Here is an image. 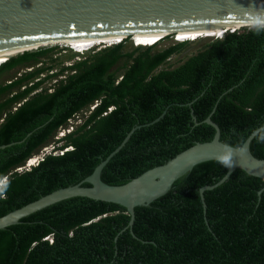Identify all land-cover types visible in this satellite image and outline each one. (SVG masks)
Masks as SVG:
<instances>
[{
    "label": "trees",
    "instance_id": "trees-1",
    "mask_svg": "<svg viewBox=\"0 0 264 264\" xmlns=\"http://www.w3.org/2000/svg\"><path fill=\"white\" fill-rule=\"evenodd\" d=\"M169 37L124 52L126 38L44 79L39 75L48 68L37 67L0 85V96H8L0 102V116L7 112L0 146L12 144L0 149V180L6 178L8 186L0 196V217L81 182L137 126L103 168L104 183L122 185L196 142L212 140L214 129L204 122L212 111L221 141L234 146L264 124V33L247 28L226 32L179 66L162 69L185 46L178 42L153 52ZM54 47L5 60L0 74L40 64ZM64 71L70 73L38 91L45 80ZM16 87L24 89L17 92ZM86 111L80 125L57 139L63 143L55 149L62 154L46 155L29 170L15 171ZM250 151L264 159V144L256 139ZM225 173L216 161L201 163L167 194L136 207L135 237L126 228L129 215L119 205L82 197L58 202L0 230V264H264L263 180L235 170L204 192L203 210L199 189Z\"/></svg>",
    "mask_w": 264,
    "mask_h": 264
},
{
    "label": "water",
    "instance_id": "water-1",
    "mask_svg": "<svg viewBox=\"0 0 264 264\" xmlns=\"http://www.w3.org/2000/svg\"><path fill=\"white\" fill-rule=\"evenodd\" d=\"M250 6L264 9V0H0V47H7L29 39L27 42L41 43L29 49L19 50L10 55L7 60L27 51L51 46L55 40L65 37L71 31H87L100 28L108 31L122 30V36L116 41L130 38L132 41L137 26L148 21L161 22L159 28L161 37L174 36L180 27L175 24L185 19L196 18L211 20L225 19L228 26L221 27L217 38L223 33L243 29L240 23L241 14ZM187 22V21H186ZM129 29H126V27ZM109 27V28H106ZM204 29L206 25L197 24L194 27L186 25L184 29ZM75 36V35H70ZM35 38V39H30ZM57 40V41H58ZM115 42V41H111ZM111 42L102 44L110 45ZM59 43V42H53ZM21 51V52H20ZM6 60V61H7ZM213 111L206 117L205 123L214 129L212 140L196 142L194 145L176 154L162 165L155 166L129 180L122 185H109L101 180V172L110 159L124 146L137 126L133 128L122 143L101 161L93 172L81 182L59 188L37 200L25 204L0 217V230L20 223L21 219L38 212L58 202L82 197L93 201H102L119 205L126 209L129 221L126 228L133 237L132 225L135 219V208L150 205L156 199L164 196L172 188L175 181L183 177L195 166L216 161L215 157L224 142L221 141V128L211 119ZM194 114V112L192 113ZM196 117L193 118L197 124ZM155 119L152 124L158 121ZM252 134V133H251ZM243 142L246 150L235 155V164L226 168L225 175L213 185H205L199 189V196L205 211L204 192L212 190L224 183L235 170H242L247 175L264 181V159L256 158L250 151L254 138L252 135ZM30 134H28L29 136ZM9 145H2L4 149ZM84 184H88L84 185ZM264 190V187L259 194ZM207 224V222H206ZM208 225V224H207Z\"/></svg>",
    "mask_w": 264,
    "mask_h": 264
},
{
    "label": "rangeland",
    "instance_id": "rangeland-1",
    "mask_svg": "<svg viewBox=\"0 0 264 264\" xmlns=\"http://www.w3.org/2000/svg\"><path fill=\"white\" fill-rule=\"evenodd\" d=\"M213 30L214 29H209V32L208 31H205V32L196 31L195 33H187V34L180 33V34L174 35L172 37H169L159 42L157 45L154 46L153 52L161 51L178 42H185L184 43L185 46L183 50L179 52L178 54H173L161 68L162 69L175 68L179 66L181 63H183V61H185L188 57L195 55L200 50L204 49V46H205L204 44L207 41H209V39H212L210 37L218 36V34H216ZM219 30L220 29L217 28V31ZM223 34L220 37H222ZM120 36L122 35L116 34L114 32L112 33L110 32L108 33V35L95 37L89 40L81 41V40L71 39L70 41L66 40V41L57 43L58 45H51L49 47H52V46H56V47H54V49L50 51V53H48L45 57L41 58L42 62L40 64H36L30 68L18 67V68L12 69L11 71L1 73L0 74V85L6 84L8 80H12L11 79L12 76L16 75L17 78L22 77L25 73H29L33 71L34 69H36L37 67L38 68L39 67L48 68L42 74L39 75V78L44 79L45 76L52 74V73H58L60 72L61 69L67 67L68 65H71L75 62L83 60L84 58L91 57L95 52L108 46L107 44H102V43H105L108 41L109 42L115 41V42L110 43V44H115L116 42L120 40L119 39L118 41H116L115 39H118ZM206 36H210V37H206ZM162 38L163 37H161V34L145 35L142 33V34L135 35L134 38L132 39L133 41H136L135 44L142 45L143 46L142 48H146L148 44H152L153 42L159 41ZM133 41L130 39L127 42V44L125 45L123 49L124 52H130L132 47L133 46L135 47ZM52 44H55V43H52ZM87 48L89 50L85 52V49ZM19 50L22 51V49L7 51L6 54L3 55L5 56V59L0 60V64L4 62L5 60H7L10 55L17 53ZM79 51H81V53H78ZM122 63L123 62H121L120 64ZM68 73H70V71H67V72L64 71L58 76L45 80L39 86L38 91L41 88L44 90V89H48L52 87V85L54 84V81L56 82V80L63 79L65 76L68 75ZM21 89L22 88L20 87H16L14 88V91L18 92ZM7 97L8 96L6 95L0 96V101L3 99H6ZM19 102H22V101H19ZM91 108H93V106ZM87 115H88V111H86L85 114H81V115H78L72 118L71 121L68 123L67 127L58 130V132L54 135L52 141L48 145L43 147L37 154L33 155L31 159H37L38 157L42 155L43 152H46L49 150H50L49 152H51L52 154L53 153L60 154L61 150H57L55 149V147L62 145L63 142H58L57 139L59 138L62 139V137L65 134H67L69 130H71L70 126L75 127L76 125H80ZM34 162L35 160H33V164Z\"/></svg>",
    "mask_w": 264,
    "mask_h": 264
},
{
    "label": "bare ground",
    "instance_id": "bare-ground-1",
    "mask_svg": "<svg viewBox=\"0 0 264 264\" xmlns=\"http://www.w3.org/2000/svg\"><path fill=\"white\" fill-rule=\"evenodd\" d=\"M243 14H241L242 16ZM187 21V22H186ZM225 19H219L217 17L215 18H211V20H206V19H196V18H188V19H185V22L181 21L180 23H177L175 24V27H177L179 24H183V25H188L190 27H194L196 26L197 24H202V25H206V28L204 29H184V27H180L179 28V31H178V34H187V33H195L196 31H208L209 32V29H214L213 31L216 33V34H219L220 30H221V27L223 26H228V24L224 23ZM122 27H126L125 26H122ZM106 28H109V27H106ZM159 28H163V24L161 22H156V21H148V23H145V24H141L139 26H137L136 29V33L135 35L137 34H145V35H153V34H162L159 30ZM217 28H219L220 30L217 31ZM126 29H129L126 27ZM110 29H100V28H94V29H89L87 31H71L72 33L68 35L67 32L65 33H62V34H65L66 36L63 37L62 39L60 40H55L53 42H62V41H66V40H71V39H75V40H89V39H92V38H95V37H99V36H103V35H108V33H116V34H123L121 32H123L122 30H118V31H108ZM70 35H75V36H70ZM30 39H35V38H30ZM29 39H26L24 41H21V42H18L16 44H13V45H10V46H7V47H0V60H3L5 59V55L7 51H10V50H18V49H29V47H36V45L38 44H43V43H46L45 41L43 40H40V41H37V42H27ZM52 42V43H53ZM57 44V43H55ZM53 45V44H51ZM4 54H3V53ZM21 52V51H20ZM33 164V160L30 161V164L29 165H32Z\"/></svg>",
    "mask_w": 264,
    "mask_h": 264
},
{
    "label": "clouds",
    "instance_id": "clouds-1",
    "mask_svg": "<svg viewBox=\"0 0 264 264\" xmlns=\"http://www.w3.org/2000/svg\"><path fill=\"white\" fill-rule=\"evenodd\" d=\"M240 23L242 27H245L248 30L255 32L257 35L264 33V9H258L256 7L250 6L248 10H245L243 12L242 18L240 19ZM135 42L136 41H133L134 45ZM148 46L151 45L148 44ZM85 50H88V48ZM251 135L252 138L256 139L257 143L264 144V124H261L256 129H254ZM245 150L246 148L245 146H243V142L235 146L225 142L222 144L221 150L215 157L216 163L220 164L225 168H231L235 164V155L237 153L243 154ZM7 187V184H5L3 181H0V196L5 195Z\"/></svg>",
    "mask_w": 264,
    "mask_h": 264
},
{
    "label": "built area",
    "instance_id": "built-area-1",
    "mask_svg": "<svg viewBox=\"0 0 264 264\" xmlns=\"http://www.w3.org/2000/svg\"><path fill=\"white\" fill-rule=\"evenodd\" d=\"M135 46H137V44H135ZM2 63H3V62H2ZM2 63H1V64H2ZM1 64H0V65H1ZM70 128H71V130H72V126H70ZM69 131H70V130H69ZM49 151H50V150H49ZM49 151L43 152L42 155H41L40 157H38L37 159H29V160L25 163L24 166H22V167H20V168H17L15 171H17V172H22V171H24V170H29L32 166H35V165H37L40 161H42L46 155L52 154V153L49 152ZM60 154H62V151H60ZM53 155H54V153H53ZM31 160H35V162H34V164H33L32 166L29 165ZM0 181H3V182L5 183V182H6V178H3V179L0 180Z\"/></svg>",
    "mask_w": 264,
    "mask_h": 264
},
{
    "label": "flooded vegetation",
    "instance_id": "flooded-vegetation-1",
    "mask_svg": "<svg viewBox=\"0 0 264 264\" xmlns=\"http://www.w3.org/2000/svg\"><path fill=\"white\" fill-rule=\"evenodd\" d=\"M57 81V80H56ZM55 82V81H54ZM7 83H10V81L9 82H7ZM22 89H24V87L22 88ZM10 97H12L13 95L11 94V95H9ZM28 98H25V99H23V100H21L22 102H16V103H14V105H12L11 106V108L9 109V111L10 112H14V111H16L17 110V108L24 102V101H26ZM5 99H3V100H1L0 102H3ZM92 106H90V111H92L93 110V108H91ZM6 117H7V112H4L1 116H0V125H1V123H3L4 121H5V119H6Z\"/></svg>",
    "mask_w": 264,
    "mask_h": 264
}]
</instances>
